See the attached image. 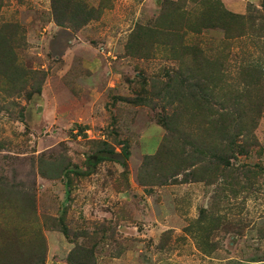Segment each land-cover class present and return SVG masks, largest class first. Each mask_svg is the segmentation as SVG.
<instances>
[{
	"label": "rangeland",
	"instance_id": "374dc122",
	"mask_svg": "<svg viewBox=\"0 0 264 264\" xmlns=\"http://www.w3.org/2000/svg\"><path fill=\"white\" fill-rule=\"evenodd\" d=\"M0 264H264V0H0Z\"/></svg>",
	"mask_w": 264,
	"mask_h": 264
},
{
	"label": "trees",
	"instance_id": "16d2710c",
	"mask_svg": "<svg viewBox=\"0 0 264 264\" xmlns=\"http://www.w3.org/2000/svg\"><path fill=\"white\" fill-rule=\"evenodd\" d=\"M109 159H112L114 161H117L119 163L124 162V160L128 157V150L124 149L122 153L118 154V153H113V154H107L106 156ZM75 173L77 174H84L85 172L83 170H77L74 169L73 170ZM68 183H66L67 185ZM66 194H69V191H66Z\"/></svg>",
	"mask_w": 264,
	"mask_h": 264
}]
</instances>
